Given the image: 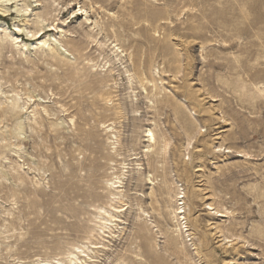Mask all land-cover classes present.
Returning a JSON list of instances; mask_svg holds the SVG:
<instances>
[{"label": "rangeland", "instance_id": "rangeland-1", "mask_svg": "<svg viewBox=\"0 0 264 264\" xmlns=\"http://www.w3.org/2000/svg\"><path fill=\"white\" fill-rule=\"evenodd\" d=\"M74 257L264 264V0H0V264Z\"/></svg>", "mask_w": 264, "mask_h": 264}, {"label": "bare ground", "instance_id": "bare-ground-1", "mask_svg": "<svg viewBox=\"0 0 264 264\" xmlns=\"http://www.w3.org/2000/svg\"><path fill=\"white\" fill-rule=\"evenodd\" d=\"M9 1H11V0H3V2H9ZM22 8V11H24V12H28V8H29V3H27V1H25V3H24V5L21 7ZM8 10H6V9H4L3 10V12H7ZM75 13V15H74V18L75 17H77L78 15H82V13H84V14H86V11L85 10H83L82 8H79L78 10H76V11H74L72 14H74ZM88 18L86 17L85 18V21L86 22H88ZM36 23L37 24H41L42 23V20H40V19H37V21H36ZM162 24H164V23H162ZM51 27H53V29H56L57 30V27L56 26H54V25H50ZM16 28V30L17 31H19V32H22L23 31V29H21L20 27H18V26H16L15 27ZM5 30H7L6 28H5ZM42 30H43V28L42 27H39L37 30H35L34 32H28V34H30V36L32 37V38H35V40H37V41H39L38 42V46H40V47H45V46H47L48 48H49V46H50V44H48V41L47 40H45V41H43L42 43H41V38L46 34V33H44V34H42L41 36H38V35H40L41 33H42ZM58 33H59V36H65L63 33H64V31H62V30H59L58 31ZM88 38H90V39H93L94 41H96V39H94L93 37H90L89 35H86ZM19 37H16V38H13V40L15 41V43L16 44H19V45H21V47H22V49H25L26 48V45L25 44H23L22 43V41H19V39H18ZM98 46L101 48V49H104V48H106V49H108V52L114 57V58H117V60H120L122 57H123V50H120V48L119 47H117V45L116 44H112V42H110L109 43V40H107V39H105L103 42H98ZM73 49H75V46H73L72 47ZM76 50V49H75ZM136 57H138V53H137V51H135V58ZM123 74L126 76V79H127V81H128V83L130 84V85H132L133 84V81L134 80H136L137 81V85H139V87L142 89V91H144L145 93H146V87H153V85H151V83L153 82V79L151 78L150 80H149V78L148 77H146L144 74H143V69H140V62H138L137 63V67H136V72L134 73V74H131L130 73V71L128 70V69H124V71H123ZM154 84V83H153ZM155 87V86H154ZM153 89V88H152ZM151 89V90H152ZM155 89V88H154ZM146 94H148V93H146ZM165 97V96H164ZM167 98V97H166ZM162 99V98H161ZM169 99V98H168ZM164 99H162V103H163V105H166L165 104V101H163ZM166 102H167V99H166ZM158 103H160V102H158ZM169 105V104H168ZM180 106V105H179ZM165 107V106H164ZM169 107V106H168ZM176 107V106H175ZM173 112H174V110H173ZM146 132V136H144V137H146L147 138V140H146V142H149L150 143V146L152 145V144H155L156 143V138H155V134L151 131V130H146L145 131ZM167 145H168V143H166L165 142V148L164 149H166L167 148ZM169 146V145H168ZM163 150V149H162ZM149 150H147V151H145V153L146 152H148ZM163 152V151H162ZM168 152V151H167ZM230 152V150H228L227 151V153H229ZM150 180V179H149ZM115 188H120V186H115ZM179 189V188H178ZM179 191H180V189H179ZM175 193V194H174ZM173 194H174V200H175V202L177 203V205H176V208L173 210V215H174V219L176 218V219H180L181 217H182V215H183V213H184V211H183V203H181L180 201H182L183 199H184V196H182V193L181 192H174ZM172 199H173V197H172ZM171 199V200H172ZM208 199V198H207ZM173 201V200H172ZM173 203H174V201H173ZM207 210H210V211H214V213L213 214H216V216L217 217H226V212H218V211H215L216 209L215 208H213L212 207V205L211 204H207ZM175 207V206H174ZM116 211V213H121L123 210L122 209H120V210H117V209H115ZM105 213V212H104ZM173 217V216H172ZM100 220H102L103 222H100L101 223V225H102V227H104V228H106V221H104L105 219L104 218H102V217H100L99 218ZM182 219V218H181ZM177 221H180V220H177ZM182 221V220H181ZM178 223V222H177ZM180 224V223H179ZM179 229H180V227H179ZM74 259H75V261L74 260H69V263L70 264H77L76 263V260H77V258L76 257H74ZM58 264H63V263H61V262H58Z\"/></svg>", "mask_w": 264, "mask_h": 264}]
</instances>
